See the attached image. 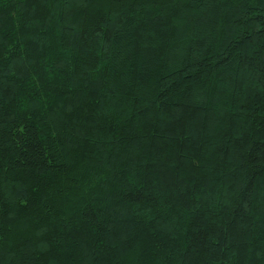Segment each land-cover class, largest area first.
<instances>
[{
  "label": "trees",
  "instance_id": "trees-1",
  "mask_svg": "<svg viewBox=\"0 0 264 264\" xmlns=\"http://www.w3.org/2000/svg\"><path fill=\"white\" fill-rule=\"evenodd\" d=\"M0 264H264V0H0Z\"/></svg>",
  "mask_w": 264,
  "mask_h": 264
}]
</instances>
